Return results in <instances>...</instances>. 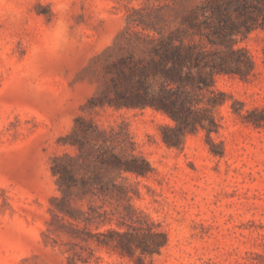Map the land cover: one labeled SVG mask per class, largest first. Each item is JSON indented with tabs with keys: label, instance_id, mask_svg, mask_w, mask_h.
<instances>
[{
	"label": "rangeland",
	"instance_id": "obj_1",
	"mask_svg": "<svg viewBox=\"0 0 264 264\" xmlns=\"http://www.w3.org/2000/svg\"><path fill=\"white\" fill-rule=\"evenodd\" d=\"M182 1L188 9L202 0ZM173 6L174 0H0V264H264V127L244 122L228 98L218 109L214 144L200 128L181 147L169 146L162 127L175 122L164 112L92 104L104 97L107 65L130 50L140 53L142 43L129 42L134 31L155 32L144 28L152 22L173 27ZM57 21L64 28L59 41ZM237 45L250 51L259 73L251 80L221 74L217 86L246 108L262 105L264 29L238 35ZM79 116L122 131L119 147L134 141L153 167L147 175L104 171L125 194L70 193L74 208L94 206L112 219L89 224L96 233L89 241L79 236L84 221L74 225L73 217L56 214L64 192L52 170L56 156L79 153L71 137ZM83 162L77 177L89 179ZM147 222L168 234L159 252L131 256L97 242L98 232Z\"/></svg>",
	"mask_w": 264,
	"mask_h": 264
},
{
	"label": "trees",
	"instance_id": "obj_2",
	"mask_svg": "<svg viewBox=\"0 0 264 264\" xmlns=\"http://www.w3.org/2000/svg\"><path fill=\"white\" fill-rule=\"evenodd\" d=\"M173 9L176 12L173 27L152 22L144 28L155 32L134 31L136 39L131 37L129 42L142 43L140 53L130 50L107 65L104 97L93 98V106L107 102L116 108L152 107L164 112L175 123L163 125L162 138L169 146L177 147L184 144L188 133L200 128L206 130L213 142L212 132H219L222 127L218 109L228 98L233 100L232 111L244 122L264 127V104L246 108L244 100L216 83L221 74L251 80L259 73L250 51L237 45V36L264 29V0H202L188 9L182 0H174ZM122 135V131L111 128L108 132L79 116L71 133L72 144L79 153L77 156L66 153L54 159L52 170L64 192L56 214L73 217L76 222L69 221L74 225L84 221L86 234L79 236L85 241L96 235L89 230V224L96 223L99 227L112 219L94 206L89 211L74 208L70 193L78 189L92 195L125 194L126 187L117 183L114 176L105 180L104 171L147 175L153 170L148 159L135 152L134 141L128 147H119L118 138ZM127 137L131 136L126 134ZM81 157L92 172L89 179L77 177L83 165L78 164ZM126 225L123 231L108 228L98 232L97 242L131 256L139 251L140 257L159 252L168 243V234L160 224Z\"/></svg>",
	"mask_w": 264,
	"mask_h": 264
},
{
	"label": "clouds",
	"instance_id": "obj_3",
	"mask_svg": "<svg viewBox=\"0 0 264 264\" xmlns=\"http://www.w3.org/2000/svg\"><path fill=\"white\" fill-rule=\"evenodd\" d=\"M59 3V0H58ZM61 8H63L64 6L61 4L59 5ZM52 12L55 14L57 12V8L53 7ZM63 32H64V28H63V22L62 21H57L56 22V27L54 30V38L55 40L59 41L60 39L63 38Z\"/></svg>",
	"mask_w": 264,
	"mask_h": 264
}]
</instances>
